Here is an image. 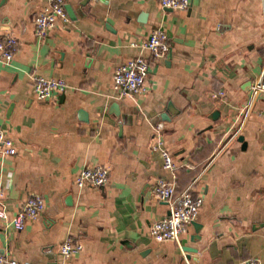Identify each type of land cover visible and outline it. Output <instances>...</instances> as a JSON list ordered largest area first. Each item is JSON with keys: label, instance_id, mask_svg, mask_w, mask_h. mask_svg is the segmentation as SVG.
Instances as JSON below:
<instances>
[{"label": "crops", "instance_id": "obj_1", "mask_svg": "<svg viewBox=\"0 0 264 264\" xmlns=\"http://www.w3.org/2000/svg\"><path fill=\"white\" fill-rule=\"evenodd\" d=\"M45 2L0 0V35L19 43L0 61V126L17 148L0 155V200L9 214L32 193L45 202L22 230L0 219V254L24 264H264V95L250 90L264 76V0H188L185 10L65 0L67 20L38 38L33 19ZM155 29L167 34V56L151 63L144 92L120 93L115 68L149 57L140 45ZM33 75L67 86L39 100ZM159 124L172 171L152 147ZM98 164L109 168L105 185L73 182ZM159 178L202 197L198 239L192 224L176 240L150 236L170 209L151 196ZM66 238L82 244L67 258Z\"/></svg>", "mask_w": 264, "mask_h": 264}, {"label": "built area", "instance_id": "obj_2", "mask_svg": "<svg viewBox=\"0 0 264 264\" xmlns=\"http://www.w3.org/2000/svg\"><path fill=\"white\" fill-rule=\"evenodd\" d=\"M165 8L185 10L188 0H158ZM58 19L67 20L65 0H46L43 8L34 16V33L38 38L46 37L55 27ZM18 39L10 32L0 35V61L10 62L18 50ZM131 45H136L132 42ZM141 48L149 53V57L139 53L120 63L113 74V88L122 94L132 95L145 91V82L149 73V67L153 61L167 56L170 43L164 30L155 29L141 43ZM33 91L39 100L50 98L55 92L65 90L67 84L60 77H45L33 75L31 77ZM253 95H264V76L256 79L250 86ZM222 94V93H221ZM260 116L264 121V104L260 109ZM162 125L155 127V138L152 143L154 150L160 151L163 158V167L174 170L175 162L171 154L163 147L161 138ZM17 153L13 139L0 126V155L10 156ZM109 168L104 165H86L77 171L73 182L79 187H100L108 182ZM2 192H0V197ZM151 196L156 200L170 203L169 213L154 221L149 227L150 236L156 241L176 240L184 233L191 222L194 221L200 211L203 199L200 195L187 188L176 192L173 182L163 178L156 180L151 189ZM44 198L38 194H30L20 208L13 214H9L0 200V219L11 224L15 229L22 230L25 225L36 219L44 210ZM82 250V244L71 238H66L60 243V254L67 258ZM0 264H24L8 254H0ZM231 264H262L259 257H249Z\"/></svg>", "mask_w": 264, "mask_h": 264}, {"label": "water", "instance_id": "obj_3", "mask_svg": "<svg viewBox=\"0 0 264 264\" xmlns=\"http://www.w3.org/2000/svg\"><path fill=\"white\" fill-rule=\"evenodd\" d=\"M67 8V7H66ZM68 9H69V7H68ZM80 113H82V114H84L85 115V112L84 111H80ZM218 112H214L213 113V116H215L216 114H217ZM238 140L239 141H241L242 142V147L244 148V146L246 145V143H245V141H244V139H243V137L242 136H239L238 137ZM191 224L194 226V228H195V231H196V235H192V237H191V239L192 240H194L195 238H199V230H200V228H201V224L200 223H198L197 221H192L191 222ZM196 249H191V248H186L185 249V251H188V252H194Z\"/></svg>", "mask_w": 264, "mask_h": 264}]
</instances>
